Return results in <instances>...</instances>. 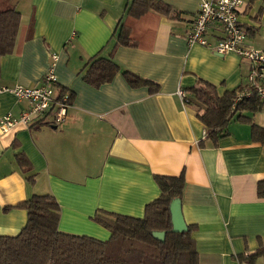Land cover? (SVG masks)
<instances>
[{
    "label": "crops",
    "instance_id": "1",
    "mask_svg": "<svg viewBox=\"0 0 264 264\" xmlns=\"http://www.w3.org/2000/svg\"><path fill=\"white\" fill-rule=\"evenodd\" d=\"M132 1L0 0V9L15 5L21 15L15 49L0 59V118L18 117L28 105L5 88L39 84L52 54L56 93L72 94L62 126L46 112L29 125L0 128V234L15 235L26 224L27 211L16 204L52 193L62 231L106 240L110 231L94 220L98 211L142 217L161 193L155 176L183 172L182 212L195 227L198 264H264V255L251 257L264 245V198L257 193L264 147L253 141L251 125L236 119L214 144L198 107L185 100L200 79L220 95L239 89L249 61L188 43L203 0H162L177 18L155 10L134 15ZM243 1L246 43L264 50V0ZM122 25L128 45L117 42ZM222 35L219 24L209 25L210 42ZM96 55L120 67L100 86L84 78ZM125 71L152 85H131ZM262 102L244 114L264 126Z\"/></svg>",
    "mask_w": 264,
    "mask_h": 264
},
{
    "label": "trees",
    "instance_id": "2",
    "mask_svg": "<svg viewBox=\"0 0 264 264\" xmlns=\"http://www.w3.org/2000/svg\"><path fill=\"white\" fill-rule=\"evenodd\" d=\"M149 10L177 18L179 12L162 0H133L129 13L140 15ZM20 12L15 5L0 9V59L14 51L20 27ZM119 44H130L129 28L125 25L117 32ZM120 67L111 59L99 55L92 57L85 72V80L94 85L110 81ZM128 82L133 85L151 84L127 71ZM236 90L220 95L211 82L201 80L191 88L186 102L198 107V116L204 123L207 136L217 145L233 119L251 125L253 141L264 147V126L256 123L244 111H258L263 102L256 95L235 104ZM67 93L61 89L58 96ZM70 93V98L72 94ZM25 164L23 155H18ZM161 193L147 203L142 217L98 211L94 220L110 231V237L101 240L92 236L74 234L59 228L61 207L52 193L34 194L14 207L27 211V222L15 235L0 234V264H198L194 226L187 231L172 230L170 204L182 196L185 183L183 172L178 176L156 175ZM257 193L264 198V179L257 184ZM11 207L5 208L9 210ZM154 231H165L164 240L157 239ZM264 255V245L251 255L252 259Z\"/></svg>",
    "mask_w": 264,
    "mask_h": 264
},
{
    "label": "built area",
    "instance_id": "3",
    "mask_svg": "<svg viewBox=\"0 0 264 264\" xmlns=\"http://www.w3.org/2000/svg\"><path fill=\"white\" fill-rule=\"evenodd\" d=\"M243 4V0H203L193 27L186 35L191 45L198 43L208 46L223 55L236 53L249 61L250 69L246 83L237 90L235 104L254 95L264 101V50L246 43L247 29L239 19ZM213 23L219 24L223 31V35L215 43L210 42L208 38V28ZM56 58V54H52L51 65L39 84L34 86L16 84L5 88L13 92L18 100L26 101L28 105L18 117L8 113L0 118V128L3 132L18 124L29 125L46 112L51 115L56 126H62L66 122L71 98L68 92L62 96L56 93L57 76L54 71ZM177 92L181 97L186 96L181 88Z\"/></svg>",
    "mask_w": 264,
    "mask_h": 264
},
{
    "label": "water",
    "instance_id": "4",
    "mask_svg": "<svg viewBox=\"0 0 264 264\" xmlns=\"http://www.w3.org/2000/svg\"><path fill=\"white\" fill-rule=\"evenodd\" d=\"M172 230L176 232L187 231L188 224L185 221L182 212V200L180 197H176L171 201L170 204ZM153 235L160 240H164L165 231H154Z\"/></svg>",
    "mask_w": 264,
    "mask_h": 264
}]
</instances>
